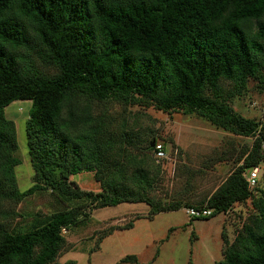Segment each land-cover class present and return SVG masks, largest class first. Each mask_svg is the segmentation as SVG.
Masks as SVG:
<instances>
[{"label": "trees", "instance_id": "1", "mask_svg": "<svg viewBox=\"0 0 264 264\" xmlns=\"http://www.w3.org/2000/svg\"><path fill=\"white\" fill-rule=\"evenodd\" d=\"M263 70L264 0H0V211L4 200L38 189L84 200L25 229L0 220V264H51L65 244L62 228L98 207L145 201L153 217L182 204L206 206L209 215L193 218H209L246 199L255 211L232 240L222 229L215 264H264V120L229 102L249 78L264 82ZM15 99H31L25 125L33 174L24 190L15 174V122L4 111ZM109 100L196 112L255 137L242 163L205 199L163 200L151 193L155 178L143 156H129L132 142L95 111ZM151 140L140 147L153 151ZM253 166L262 169L250 186L244 170ZM81 170L94 171L99 190L69 180ZM132 224L104 228L89 251Z\"/></svg>", "mask_w": 264, "mask_h": 264}, {"label": "rangeland", "instance_id": "2", "mask_svg": "<svg viewBox=\"0 0 264 264\" xmlns=\"http://www.w3.org/2000/svg\"><path fill=\"white\" fill-rule=\"evenodd\" d=\"M229 102L244 116L264 120V82L249 78L246 90L232 96ZM30 105L31 99H15L4 107L6 116L15 122L14 153L19 159L15 174L21 190L32 183L33 174L25 125ZM95 111L106 115L110 125L123 132L121 139L132 142L126 147L129 156L141 154L155 178L152 195L167 201L178 199L195 204L205 199L242 163L255 137L216 126L196 112L161 109L146 101L98 102ZM154 137L163 141L166 157L158 159L152 150L140 147ZM69 180L84 189H100L93 170L73 173ZM83 201L49 188L38 189L19 201L4 200L0 220L9 228L25 229L35 223L34 218L43 219ZM186 208L182 204L153 217L148 216L150 205L145 201H122L92 209L77 225L62 228L65 244L51 264H72L71 260L73 264H215L222 258V229L232 240L255 211L250 199L235 202L226 212L209 218H193ZM129 220L133 223L130 227L113 230L98 248L89 251L94 237L104 228ZM127 254H135L137 261H121Z\"/></svg>", "mask_w": 264, "mask_h": 264}, {"label": "built area", "instance_id": "3", "mask_svg": "<svg viewBox=\"0 0 264 264\" xmlns=\"http://www.w3.org/2000/svg\"><path fill=\"white\" fill-rule=\"evenodd\" d=\"M153 154L156 158H164L167 156L166 148L162 140L155 139L153 144ZM259 175V166H253L246 169L244 176L250 186L255 185ZM186 211L191 216H203L211 213V208L206 206H188Z\"/></svg>", "mask_w": 264, "mask_h": 264}, {"label": "water", "instance_id": "4", "mask_svg": "<svg viewBox=\"0 0 264 264\" xmlns=\"http://www.w3.org/2000/svg\"><path fill=\"white\" fill-rule=\"evenodd\" d=\"M153 144H154V139H152L151 142H150L151 146H153Z\"/></svg>", "mask_w": 264, "mask_h": 264}]
</instances>
